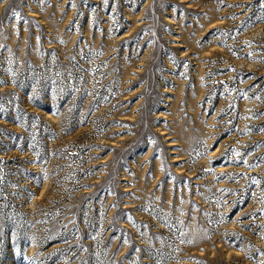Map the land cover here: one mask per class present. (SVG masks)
Wrapping results in <instances>:
<instances>
[{"label": "rangeland", "instance_id": "rangeland-1", "mask_svg": "<svg viewBox=\"0 0 264 264\" xmlns=\"http://www.w3.org/2000/svg\"><path fill=\"white\" fill-rule=\"evenodd\" d=\"M0 264H264V0H0Z\"/></svg>", "mask_w": 264, "mask_h": 264}, {"label": "snow or ice", "instance_id": "snow-or-ice-1", "mask_svg": "<svg viewBox=\"0 0 264 264\" xmlns=\"http://www.w3.org/2000/svg\"><path fill=\"white\" fill-rule=\"evenodd\" d=\"M18 15V14H17Z\"/></svg>", "mask_w": 264, "mask_h": 264}]
</instances>
